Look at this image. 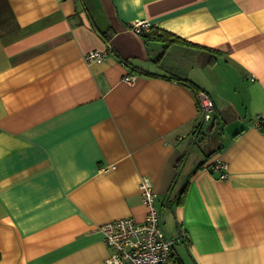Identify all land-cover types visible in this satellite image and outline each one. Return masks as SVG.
Returning <instances> with one entry per match:
<instances>
[{
	"label": "crops",
	"instance_id": "0c3cea01",
	"mask_svg": "<svg viewBox=\"0 0 264 264\" xmlns=\"http://www.w3.org/2000/svg\"><path fill=\"white\" fill-rule=\"evenodd\" d=\"M92 1L0 0V264H105L100 226L146 218L143 177L175 264H264V0Z\"/></svg>",
	"mask_w": 264,
	"mask_h": 264
},
{
	"label": "built area",
	"instance_id": "2783aa9c",
	"mask_svg": "<svg viewBox=\"0 0 264 264\" xmlns=\"http://www.w3.org/2000/svg\"><path fill=\"white\" fill-rule=\"evenodd\" d=\"M151 24L146 19L133 21L130 28L138 34L148 31ZM109 49H95L87 53L86 59L101 61L107 57ZM137 75H128L125 81L133 83ZM197 101L203 121L213 120L215 104L205 90L197 92ZM260 124V123H259ZM115 168V165L103 169ZM217 173L218 179H226L228 163L217 160L208 166ZM139 188L143 203L147 207L146 218L142 221L128 216L107 221L100 226L104 242L109 249L105 264H168L176 245V239L170 237L164 229L162 210L157 205V192L150 178L143 177Z\"/></svg>",
	"mask_w": 264,
	"mask_h": 264
},
{
	"label": "trees",
	"instance_id": "16d2710c",
	"mask_svg": "<svg viewBox=\"0 0 264 264\" xmlns=\"http://www.w3.org/2000/svg\"><path fill=\"white\" fill-rule=\"evenodd\" d=\"M145 32H147V31H144V32L141 33V35H143V38L145 40L161 38L164 41L173 42V41H176L179 38V36L174 35L173 33L169 32V31L159 30L158 28L153 30V31H151L150 33H145ZM100 34H101V36L103 38L104 37L108 38L110 36V32L109 31H100ZM169 36H173L172 39L167 38ZM201 48L205 49V51H204L205 53L202 55V61H203L202 64L203 65L212 64V63H214L217 60V55L220 52V50L215 49V48H211V47H205V46L204 47L201 46ZM139 71L142 72V73H145V74H149L146 71H144L143 69H140ZM169 75L171 77H175V78H177L179 80L187 82V84L190 85L192 88H196L197 87L196 84L193 81H191L190 79H188V78H183L181 76H177V75H174L172 73L169 74ZM195 90L197 91L198 89L196 88ZM261 126H262V124H261ZM262 127H264V126H262ZM184 198H185V189H183V191L179 192V194L175 198V200L179 201V203H182L184 201ZM172 256H173V253H172L171 257ZM175 261H176L177 264H180V261L178 259H175Z\"/></svg>",
	"mask_w": 264,
	"mask_h": 264
},
{
	"label": "rangeland",
	"instance_id": "374dc122",
	"mask_svg": "<svg viewBox=\"0 0 264 264\" xmlns=\"http://www.w3.org/2000/svg\"><path fill=\"white\" fill-rule=\"evenodd\" d=\"M95 0H93L92 2H94ZM209 125V123H206V125ZM211 130H213V129H211ZM218 130V127L215 129V130H213V131H215V134H211V135H208V139H207V142L208 143H215V141H216V139H215V137L216 136H218V132L219 131H217ZM217 143V145H218V141L216 142ZM165 228H169L170 230H172L171 229V226H169V225H166V223H165ZM165 230H167V229H165ZM167 233H168V235L170 236V237H172L173 235H171L170 233H169V231H167ZM173 234L175 235V232L173 231ZM168 264H175V262L173 261V259H172V257H170V260H169V263Z\"/></svg>",
	"mask_w": 264,
	"mask_h": 264
}]
</instances>
